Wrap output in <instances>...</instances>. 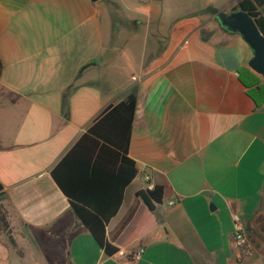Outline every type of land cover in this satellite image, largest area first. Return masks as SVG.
<instances>
[{"label": "crops", "instance_id": "obj_1", "mask_svg": "<svg viewBox=\"0 0 264 264\" xmlns=\"http://www.w3.org/2000/svg\"><path fill=\"white\" fill-rule=\"evenodd\" d=\"M171 1L0 0L1 203L15 242L0 234V264H264V104L238 78L253 51L200 15L237 0L192 13ZM133 89L137 173L107 255L50 172ZM145 175L163 187L153 210L136 195ZM235 213L251 254L233 247Z\"/></svg>", "mask_w": 264, "mask_h": 264}, {"label": "trees", "instance_id": "obj_2", "mask_svg": "<svg viewBox=\"0 0 264 264\" xmlns=\"http://www.w3.org/2000/svg\"><path fill=\"white\" fill-rule=\"evenodd\" d=\"M242 8L252 16L264 34V0H237L234 8ZM2 63L0 61V73ZM238 78L246 88L256 107L264 104V79L249 66L238 69ZM137 90H131L122 100L107 107L51 169V176L67 197L72 211L89 230L96 243L107 255L118 248L109 242L106 226L117 212L125 187L137 173L134 161L128 156L130 131L136 108ZM110 190L107 196L98 197L93 190ZM0 183V234L10 233L7 213L1 197ZM146 206L153 210L160 203L163 187L136 191ZM264 225V215L259 218Z\"/></svg>", "mask_w": 264, "mask_h": 264}, {"label": "water", "instance_id": "obj_3", "mask_svg": "<svg viewBox=\"0 0 264 264\" xmlns=\"http://www.w3.org/2000/svg\"><path fill=\"white\" fill-rule=\"evenodd\" d=\"M200 12H211L217 17L221 26L241 35L253 51L248 66L264 79V34L259 30L252 16L240 7L228 12L210 6Z\"/></svg>", "mask_w": 264, "mask_h": 264}, {"label": "built area", "instance_id": "obj_4", "mask_svg": "<svg viewBox=\"0 0 264 264\" xmlns=\"http://www.w3.org/2000/svg\"><path fill=\"white\" fill-rule=\"evenodd\" d=\"M144 189L151 190L153 189V184L149 181V176L145 175L143 177ZM173 203V201L171 202ZM234 220V231H233V247L240 250L244 254H251L253 251V245L247 235V232L244 228L243 222L239 215L236 213L233 215ZM144 252L142 246L138 247L133 252V259H139Z\"/></svg>", "mask_w": 264, "mask_h": 264}, {"label": "rangeland", "instance_id": "obj_5", "mask_svg": "<svg viewBox=\"0 0 264 264\" xmlns=\"http://www.w3.org/2000/svg\"><path fill=\"white\" fill-rule=\"evenodd\" d=\"M185 2L187 3V8H186V11L188 13H192V12H195L196 10H198V8L194 7V6H199L203 0H185ZM171 5L175 6V4H178L177 1L175 0H172L170 2ZM235 4V3H234ZM172 8H175V7H172ZM174 9H172L173 11ZM183 9L181 8V11ZM175 11V10H174ZM225 11H229V7H227L225 9ZM200 15H202L204 18L208 19V20H211L213 21V26L215 27H218V19L214 16V14H212L211 12H204V13H200ZM207 20V21H208ZM211 27L212 25L209 23L208 26L204 27V31L208 32V31H211Z\"/></svg>", "mask_w": 264, "mask_h": 264}, {"label": "flooded vegetation", "instance_id": "obj_6", "mask_svg": "<svg viewBox=\"0 0 264 264\" xmlns=\"http://www.w3.org/2000/svg\"><path fill=\"white\" fill-rule=\"evenodd\" d=\"M234 5H235V4H233L231 7H229V11H228V12H230V11L233 10V9H237V8H234Z\"/></svg>", "mask_w": 264, "mask_h": 264}]
</instances>
